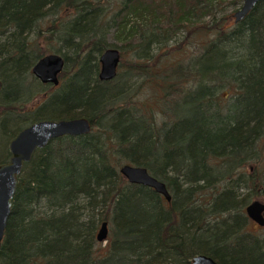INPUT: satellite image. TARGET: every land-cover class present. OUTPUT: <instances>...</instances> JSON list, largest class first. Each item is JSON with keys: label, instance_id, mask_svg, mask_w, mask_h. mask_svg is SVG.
<instances>
[{"label": "trees", "instance_id": "trees-1", "mask_svg": "<svg viewBox=\"0 0 264 264\" xmlns=\"http://www.w3.org/2000/svg\"><path fill=\"white\" fill-rule=\"evenodd\" d=\"M220 5L0 0V124L13 114L93 123L26 163L0 264H190L195 254L264 264V236L246 231L245 213L264 186V0L240 22L237 9L218 15ZM109 47L120 71L104 82L99 57ZM54 52L66 60L61 84L36 94L32 67ZM144 87L151 94L140 101ZM125 163L167 184L170 202L130 183Z\"/></svg>", "mask_w": 264, "mask_h": 264}, {"label": "water", "instance_id": "water-1", "mask_svg": "<svg viewBox=\"0 0 264 264\" xmlns=\"http://www.w3.org/2000/svg\"><path fill=\"white\" fill-rule=\"evenodd\" d=\"M261 0H243L239 9L233 16L235 22H240L247 18L250 12ZM99 57L100 70L98 77L101 81L109 82L117 77L121 60L120 51L117 48L109 47L103 51ZM65 58L57 52L44 54L35 62L32 72L41 83L58 85L59 76L65 70ZM3 81L0 78V93L3 89ZM93 123L86 117L79 116L67 119H46L38 120L18 131L10 141V158L6 162L0 163V251L3 239L8 226V221L12 215L13 199L19 185V177L24 171L26 163L30 162L39 149H44L47 145L58 137L89 135L92 131ZM121 174L133 184H140L153 188L158 194L163 195L168 202L172 199L167 184L157 179L149 170L143 166L125 163L120 168ZM264 202L254 200L248 204L246 213L257 224L264 226ZM109 236L108 221L103 222L97 233V240L104 242ZM190 264H219L218 261L209 255L195 254L191 258Z\"/></svg>", "mask_w": 264, "mask_h": 264}, {"label": "rangeland", "instance_id": "rangeland-1", "mask_svg": "<svg viewBox=\"0 0 264 264\" xmlns=\"http://www.w3.org/2000/svg\"><path fill=\"white\" fill-rule=\"evenodd\" d=\"M230 1H237L236 5H233L230 3ZM243 0H220L221 5L218 7L217 10H214L216 13L218 12V15L222 16L224 14H228L229 12L235 10V9H239V7L241 6ZM183 31V32H182ZM185 30L181 29V33L179 34L178 38H176V42H179V38L184 39L185 35H184ZM109 39L111 40L112 36H114L113 30L109 31ZM186 34V33H185ZM174 43V44H175ZM180 55L177 54V58ZM165 62V60L163 61V63ZM121 70H123L121 68ZM118 71H120V69L118 68ZM141 79H138L137 77H133L130 81L131 84H133L132 87L136 88V86H138V84H140ZM41 81L38 79H35L33 81V85L31 86V89H33L34 92H36V94H42L45 92L46 88L45 85H41ZM19 86L21 87V83L19 84ZM121 87L119 86L118 89H120ZM27 89V88H26ZM48 90V89H47ZM43 91V92H42ZM142 92H140L139 95H136V98H140V101H143L144 99H147V97L151 94V90L150 87H144L142 90ZM150 93V94H148ZM158 93V97L162 98L163 97V91L159 88V90L157 91ZM153 95H155V93H152ZM13 95V94H12ZM14 95H18L17 93H15ZM13 95V96H14ZM26 97L28 96V94L25 95ZM40 98H42L40 96ZM38 104V103H37ZM37 104L35 106H37ZM33 109V108H32ZM53 113L52 109H47L45 108L42 113ZM25 116H20V118H18L16 115H12V118H8L7 123L2 122L0 124V161H4L6 158L9 160L10 158V151H9V144H10V140L12 139V137L14 136V130L18 127H24L25 125L27 126V124L30 122V120L28 121V119H25ZM10 119V120H9ZM27 120V121H26ZM29 125V124H28ZM11 136V137H10ZM8 148V151H7ZM263 184H264V172H263ZM262 195L259 197L260 199H264V186H262ZM248 232H251L253 234L260 236H264V228L262 227H258L257 225L253 224V222H249V226L247 227Z\"/></svg>", "mask_w": 264, "mask_h": 264}, {"label": "flooded vegetation", "instance_id": "flooded-vegetation-1", "mask_svg": "<svg viewBox=\"0 0 264 264\" xmlns=\"http://www.w3.org/2000/svg\"><path fill=\"white\" fill-rule=\"evenodd\" d=\"M59 79H60V76H59ZM43 84V83H42ZM45 84V83H44ZM61 84V79H60V82H59V84L58 85H60ZM47 85H50V86H53L52 84H47ZM58 85H55V86H53V87H56V86H58ZM256 200H260V201H262V202H264V199H260V198H258V199H256ZM254 201V200H253ZM252 202V201H251ZM249 204H250V202H249ZM247 208V207H246ZM245 213H246V209H245ZM264 213V212H263ZM247 214V213H246ZM247 216L249 217V215L247 214ZM249 219H250V221L251 222H253V224H255V225H257L258 227H262V228H264V226H262V225H259V224H257L254 220H252L250 217H249ZM191 260V259H190ZM191 262V261H190ZM219 263V262H218ZM220 264V263H219Z\"/></svg>", "mask_w": 264, "mask_h": 264}]
</instances>
